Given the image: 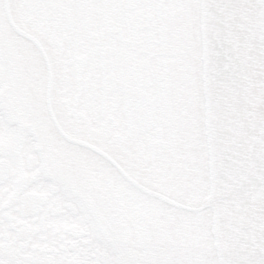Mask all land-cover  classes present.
<instances>
[{
    "label": "snow or ice",
    "instance_id": "6c2138e0",
    "mask_svg": "<svg viewBox=\"0 0 264 264\" xmlns=\"http://www.w3.org/2000/svg\"><path fill=\"white\" fill-rule=\"evenodd\" d=\"M0 264H264V0H0Z\"/></svg>",
    "mask_w": 264,
    "mask_h": 264
}]
</instances>
